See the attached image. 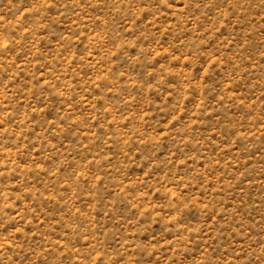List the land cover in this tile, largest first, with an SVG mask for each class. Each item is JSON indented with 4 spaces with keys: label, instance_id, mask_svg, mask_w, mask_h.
<instances>
[{
    "label": "rangeland",
    "instance_id": "obj_1",
    "mask_svg": "<svg viewBox=\"0 0 264 264\" xmlns=\"http://www.w3.org/2000/svg\"><path fill=\"white\" fill-rule=\"evenodd\" d=\"M0 264H264V0H0Z\"/></svg>",
    "mask_w": 264,
    "mask_h": 264
}]
</instances>
